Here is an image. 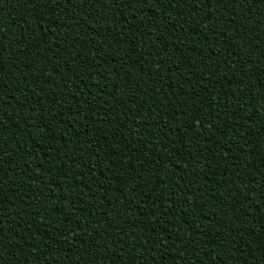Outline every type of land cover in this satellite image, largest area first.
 <instances>
[{"label":"trees","instance_id":"obj_1","mask_svg":"<svg viewBox=\"0 0 264 264\" xmlns=\"http://www.w3.org/2000/svg\"><path fill=\"white\" fill-rule=\"evenodd\" d=\"M0 264H264V0H0Z\"/></svg>","mask_w":264,"mask_h":264}]
</instances>
